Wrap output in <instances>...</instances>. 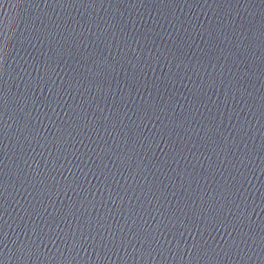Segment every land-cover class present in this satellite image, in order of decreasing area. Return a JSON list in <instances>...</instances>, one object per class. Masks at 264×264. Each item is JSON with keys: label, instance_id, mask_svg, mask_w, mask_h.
I'll list each match as a JSON object with an SVG mask.
<instances>
[{"label": "water", "instance_id": "water-1", "mask_svg": "<svg viewBox=\"0 0 264 264\" xmlns=\"http://www.w3.org/2000/svg\"><path fill=\"white\" fill-rule=\"evenodd\" d=\"M0 264H264V0H0Z\"/></svg>", "mask_w": 264, "mask_h": 264}]
</instances>
